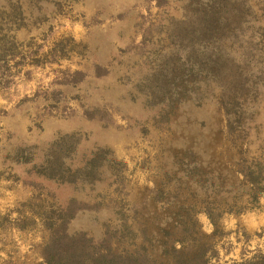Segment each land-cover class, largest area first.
Returning <instances> with one entry per match:
<instances>
[{"label": "rangeland", "instance_id": "obj_1", "mask_svg": "<svg viewBox=\"0 0 264 264\" xmlns=\"http://www.w3.org/2000/svg\"><path fill=\"white\" fill-rule=\"evenodd\" d=\"M233 1L243 18L226 45L223 67L235 80L239 69L244 72L233 107L240 124L232 122L248 128L251 155L244 132L222 134L226 121L215 100L180 101L160 117L145 96L155 68L170 53L179 57L184 18L191 22L205 0H0V264H39L48 232L37 215L62 208L70 198L88 207L67 222L66 231L100 239L104 224L116 223L114 202L142 207L153 183L185 160L183 149L193 150L203 169L226 173L227 188L243 181L236 170L249 157L261 154L264 163L263 0ZM96 150L105 157L91 189L42 174L59 154L64 168H74ZM113 165L127 196L119 199L112 187L96 205L97 194L113 181ZM258 199V206L224 216L223 235L212 240L218 257L210 264L264 254V230L247 233L242 222L264 209V192ZM197 219L210 235L208 219Z\"/></svg>", "mask_w": 264, "mask_h": 264}, {"label": "trees", "instance_id": "obj_2", "mask_svg": "<svg viewBox=\"0 0 264 264\" xmlns=\"http://www.w3.org/2000/svg\"><path fill=\"white\" fill-rule=\"evenodd\" d=\"M196 10L191 22L189 17L183 20L186 28L176 40L179 57L170 53V58L155 68L145 96L149 104L158 107L160 117L169 114L180 101L215 100L226 121L222 134L233 138L244 132L245 152L251 155L248 128L244 124L234 127L232 122L234 119V123L240 124V116H236L233 107L240 97L235 92L244 88L241 84L244 81H237L244 72L239 69L235 80L223 67L229 61L226 52L230 49L226 45L230 48L232 35L238 33L243 15L233 0H205ZM235 81L240 84L238 87ZM24 152L18 151L20 159ZM182 152L185 160H179V168L172 174L164 173L160 184L153 183L142 207L120 204L121 201L117 206V201L114 202L116 223L104 224L103 235L96 241L83 232L66 231L67 222L87 205L70 198L54 212H40L37 218L48 237L40 248L39 264H210L211 260H217L213 241L223 235L222 219L225 215L241 214L247 205L258 206L259 194L264 192V163L261 154L249 157V163L236 170L243 181H238V188H227L226 173L215 175L210 169H203L191 149ZM61 156L55 164L46 163L44 177L63 185L79 184L90 189L98 182L105 152L90 153L82 165L74 168H64ZM115 168L113 165L109 190L97 194L96 205L104 203L112 187L119 199L127 196L125 192L121 194L122 182ZM231 177L238 180L232 173ZM167 184H172L171 190ZM200 214L212 227L210 235L202 232L197 219ZM16 227L21 230L19 224ZM229 264H264V254L256 253Z\"/></svg>", "mask_w": 264, "mask_h": 264}, {"label": "crops", "instance_id": "obj_3", "mask_svg": "<svg viewBox=\"0 0 264 264\" xmlns=\"http://www.w3.org/2000/svg\"><path fill=\"white\" fill-rule=\"evenodd\" d=\"M244 231L254 233L257 230H264V209L259 213H249L242 216Z\"/></svg>", "mask_w": 264, "mask_h": 264}]
</instances>
